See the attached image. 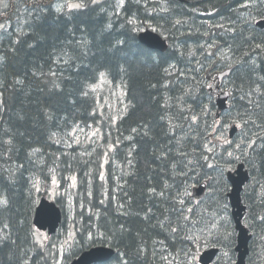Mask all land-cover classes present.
Segmentation results:
<instances>
[{"label":"trees","instance_id":"16d2710c","mask_svg":"<svg viewBox=\"0 0 264 264\" xmlns=\"http://www.w3.org/2000/svg\"><path fill=\"white\" fill-rule=\"evenodd\" d=\"M58 1L0 0V201H6L0 203V264H56L64 236L71 238L65 261L90 247L110 246L116 254L108 264H165L162 250L194 255L206 244L221 251L215 264H232L234 230L212 226L219 204H227V184L211 164L226 156L235 161L229 156L234 149L212 146L213 104L189 73L181 80L178 75L190 71L204 50L202 18L220 17L242 0H124L123 7L119 0H84L83 9L55 13ZM108 7L127 11L138 28H156L169 49L159 53L141 45L130 17L111 16ZM242 43L230 46L237 50ZM177 50L180 59L172 54ZM101 73L125 92L126 109L115 118L101 115L91 90ZM234 77L231 108L219 127L241 128L243 143L234 155L250 173L242 194L252 234L247 264H263L264 70H239ZM75 124L99 125L95 146L62 142ZM252 140L256 144L248 148ZM204 180L213 196L204 207H187L184 185ZM49 189L64 214L57 233L44 240L32 217ZM208 219L217 230L207 229L196 242L192 229Z\"/></svg>","mask_w":264,"mask_h":264},{"label":"flooded vegetation","instance_id":"af4514ba","mask_svg":"<svg viewBox=\"0 0 264 264\" xmlns=\"http://www.w3.org/2000/svg\"><path fill=\"white\" fill-rule=\"evenodd\" d=\"M213 16L208 14L202 18L208 29L204 35L206 43L202 45L204 50L200 53V58L197 57L189 64V68H192L190 71L178 75L181 80L189 73L191 76L189 81L204 89L212 101L214 98L210 97L209 90L216 84L217 72L232 68L231 73L222 80L220 87V91L229 89L232 93L230 86L235 78V72L252 69L256 74L264 70V27L257 25L258 21L264 20V0H242L235 6L233 4L228 6V10H223L220 17ZM230 43L242 44L237 50H233ZM257 44L261 47L257 48ZM172 54H176L180 59L179 50ZM236 144L242 145L241 142Z\"/></svg>","mask_w":264,"mask_h":264},{"label":"rangeland","instance_id":"374dc122","mask_svg":"<svg viewBox=\"0 0 264 264\" xmlns=\"http://www.w3.org/2000/svg\"><path fill=\"white\" fill-rule=\"evenodd\" d=\"M59 1H58V3L56 2L54 4L55 9H56L57 5H61V4L65 3V0H59ZM64 10H68V9L65 8ZM129 19L131 20V21H129V23L133 21L131 18H129ZM121 24H122V22H121ZM128 26H129V24H128ZM132 26H133V28H131V29L132 30L134 29L136 31L137 30H144L146 28V25H140L139 29H138V26L136 24V20L132 22ZM155 30H156V28H155ZM91 88H92L91 90L96 95V103H97L98 108L101 112V115L104 113L105 118L109 114H112L113 117L115 118L118 114L125 111L126 106H125V100H124V90H123L122 86L112 85V83L105 77V75H103V76H101V78H100L99 82L96 84V86H92ZM219 126L220 125H218V123L216 121H214L213 128L211 131V138H210L211 139L210 143L212 144V146H214L216 144L219 145L220 143L225 142L226 137H224V136H226V132L224 135L223 129H225V131H226L228 126L225 125V128H224V126H222V127H219ZM74 129H76L75 132L73 131ZM80 129H82V131H80ZM93 133H95V135H93ZM100 135H101V132L99 130V125L98 126L89 125L86 127V126H81V125L75 124L69 131H67L66 133L61 135V140L68 147L75 146V145L76 146L77 145L86 146L88 144L95 146L96 143L98 142V140L100 139ZM233 143H231V144H233ZM227 144H228V142H227ZM221 148L222 147H219V149H221ZM234 154H238L237 148L234 150ZM231 157L237 158V156H235V155H231ZM224 159H225V157L223 158V160ZM228 159H230V157H228ZM220 160H222V159H220ZM223 160L218 161V162L215 161V163L211 164L212 165L211 167L215 168L216 169L215 171L218 170V171L224 172L225 169H227V168H226V166H224L225 162ZM230 162H231V160H228V165H230ZM234 164L232 163L228 168L232 167ZM211 167H210V169H211ZM214 184H215L214 186H217L216 183H214ZM193 186H194L193 182H188L187 184L184 185L185 189H183V196H184V198L189 197L188 202L186 200L187 207L192 208V205H196L197 206L196 208H199L202 206L204 207L206 200H208V198H209L208 194L206 196H204L201 200L191 199L190 194H191V189ZM49 188H53V187H49ZM48 191H49V194L51 197H53L55 195V191H52L51 189H49ZM209 194H211V193H209ZM68 201H67V203H68ZM179 204L182 205L181 203H179ZM184 204L185 203L183 202V205ZM227 206H228V204L227 205L226 204L225 205L219 204V208L217 210L218 213L215 216L213 215V217H212V218H215L216 224H217V227H216V225L215 226L212 225L214 228H218L220 230H224L227 228V231L229 229L234 230L233 225H232V220H231V217L229 215ZM203 212H205V211H201V213H203ZM204 215L206 216L208 214L204 213ZM204 219H206V218L204 217ZM211 222H213V221H210V219H208V221L205 220L206 225H204L202 223V221H199L196 223L197 224V225H195L196 228L192 229V230H195L197 233L196 236L198 237V239L196 242L200 241L199 235H201L203 237H205L207 235V234H205V231L207 229H209L211 231L217 230V229H213V227H209L207 225L208 223L211 224ZM40 237L44 240H47V236L45 233H40ZM70 242H71V238L68 236H64L60 240V247H59L60 248V255L58 256L56 264H68L69 263L68 260L65 261V256L70 251V247H71ZM207 247L208 246H206V244H205L203 249H205ZM203 249H201V250H203ZM162 251H163V255H165V257L167 258V259H165V257H164L165 264H186L187 259L190 258L189 256L186 255V254H188L187 252H184L185 254L184 253L183 254H175L173 252H166L165 250H162ZM200 251L198 253H195L194 255L196 257H198V254L200 253ZM223 255L225 256V261H227L229 259L228 258L229 255L227 253H223ZM193 264H198L197 259L195 261H193Z\"/></svg>","mask_w":264,"mask_h":264},{"label":"water","instance_id":"95a60500","mask_svg":"<svg viewBox=\"0 0 264 264\" xmlns=\"http://www.w3.org/2000/svg\"><path fill=\"white\" fill-rule=\"evenodd\" d=\"M183 1V0H179ZM260 25H264V22H260ZM138 42L148 49L159 50L163 52L167 45L162 38L154 32L145 31L137 35ZM231 69L221 72L218 76L219 82L217 84V89L224 76L229 75ZM229 97V92L225 91L221 93L219 97L215 98L217 110L222 112L228 108L227 100ZM236 130L235 126H231L229 136L232 137ZM244 166L239 164L236 170L231 173H227V179L230 183L231 189L227 194V198L231 207L232 218L235 225V230L237 232L236 245L234 246V251L236 253L235 264H245V259L248 254L249 241L251 235L248 234L247 229H245L241 220L243 213L245 211V206L241 203L240 193L242 186L248 180V174L243 171ZM205 183L200 184L197 188H194L192 195L194 198H199L205 190ZM61 211L56 206L55 202L49 201L46 197H41L39 204L35 208L33 216V225L40 231H47L48 235H52L58 229L61 223ZM217 248H209L203 250L198 256L199 264H211L218 254ZM114 255V250L104 246L92 247L88 250L82 252L78 257L73 259L70 264H101L108 262Z\"/></svg>","mask_w":264,"mask_h":264},{"label":"snow or ice","instance_id":"6c2138e0","mask_svg":"<svg viewBox=\"0 0 264 264\" xmlns=\"http://www.w3.org/2000/svg\"><path fill=\"white\" fill-rule=\"evenodd\" d=\"M95 2V0H94ZM124 4V0H119V4L118 6L119 7H122ZM86 7V4L84 2V0H65V3L64 4H61V5H57L56 6V11L57 12H61L63 11L65 8L68 9L69 11L71 10H78V9H83ZM245 7H247V5H245ZM257 48H260L261 46L259 44L256 45ZM101 76H103V73H101ZM195 117H193V121L195 122ZM245 123H247V121H245ZM239 126V125H238ZM74 132L76 131V129L73 130ZM80 131H82V129H80ZM93 135H95V133H93ZM243 143V141H242ZM256 144V141L255 140H252L250 141L248 144H247V147L248 148H253V146ZM239 147V145L237 146ZM209 151H211V149H209ZM232 154L229 153V156H231ZM211 166V165H210ZM101 179H103V175H101ZM71 180L73 182L72 186H75V182H76V177L73 176L71 177ZM53 183H55V179H53ZM0 203H6V201H0ZM181 204H183V201L181 200L180 201ZM189 212L192 211V209H188ZM185 220L188 219L187 216L184 217ZM261 220H264V217H261L260 218ZM171 231L172 232H176L177 231V228L176 227H172L171 228ZM187 239H190V240H194L196 238L194 237H187ZM187 256H189L190 258L187 259L186 261V264H193V261H195L197 259V257L195 255H191V254H186ZM165 259H167L165 257Z\"/></svg>","mask_w":264,"mask_h":264},{"label":"bare ground","instance_id":"6f19581e","mask_svg":"<svg viewBox=\"0 0 264 264\" xmlns=\"http://www.w3.org/2000/svg\"><path fill=\"white\" fill-rule=\"evenodd\" d=\"M186 1V0H185ZM188 1V0H187ZM192 1V0H191ZM195 1V0H194ZM215 1V0H214ZM60 2V1H59ZM94 2V1H93ZM189 2V1H188ZM196 2V1H195ZM199 2H202V1H199ZM130 3H135L136 4V1L135 0H131V2ZM145 3V2H144ZM204 3H206V2H204ZM184 4V3H183ZM193 4V3H192ZM131 5V4H130ZM133 5V4H132ZM198 5V4H197ZM204 5V4H203ZM124 6V5H123ZM122 6V7H123ZM210 6V5H209ZM235 6V5H234ZM28 7V6H27ZM55 6H53V4H52V8H54ZM189 7V6H188ZM193 8H194V6H192ZM202 7V6H201ZM211 7V6H210ZM219 7V6H218ZM200 8V7H199ZM204 8V7H203ZM139 9V8H138ZM189 9V8H188ZM201 9V8H200ZM223 9V8H222ZM54 11H55V13L57 12L56 11V9H53ZM108 12V14H109V12L111 13V16H116V15H121V14H127L133 21L134 20H137L135 17H131L129 14H128V12L126 11L125 13H124V9L123 10H120V9H115V8H112V7H108L107 9H106ZM25 11V10H24ZM193 11H195V10H193ZM38 12V11H37ZM196 12V11H195ZM200 12V11H199ZM202 12V11H201ZM228 12V11H227ZM239 12V11H238ZM58 13H60V12H58ZM185 14V12H182V14ZM106 14V13H105ZM168 14V13H167ZM172 15V14H171ZM189 15V14H188ZM190 15H191V12H190ZM122 16V15H121ZM194 16V15H193ZM180 17V16H179ZM189 17V16H188ZM197 17V16H196ZM202 17V16H201ZM22 18V17H21ZM122 18V17H121ZM186 18V17H185ZM25 19V18H24ZM112 19H113V17H112ZM168 19V18H167ZM177 19V18H176ZM187 19V18H186ZM189 19V18H188ZM192 19V18H191ZM196 19V18H195ZM179 20V19H178ZM108 21V20H107ZM110 21V20H109ZM131 21V20H130ZM111 22V21H110ZM168 22V21H167ZM174 22V21H173ZM107 23V22H106ZM176 23V22H175ZM180 24V23H179ZM172 25V24H171ZM174 25V24H173ZM194 25V24H193ZM175 26V25H174ZM193 28H194V26H193ZM208 29V28H207ZM15 39V38H14ZM206 39V38H205ZM76 41V40H75ZM170 45H171V43H170ZM3 46V45H2ZM206 47V46H205ZM213 50V49H212ZM165 64V63H164ZM165 67V66H164ZM94 69V68H93ZM92 69V70H93ZM150 71V70H149ZM248 72V71H247ZM160 84V83H159ZM206 87V86H205ZM235 87V86H234ZM228 88V87H227ZM163 99V98H162ZM43 105V104H42ZM45 108V107H44ZM206 118V117H205ZM222 118V117H221ZM224 119V118H223ZM171 123V122H170ZM170 126V125H169ZM182 127V126H181ZM44 135V134H43ZM66 139V138H65ZM169 145V144H168ZM119 149V148H118ZM127 151H129V150H127ZM246 152V151H245ZM125 153V152H124ZM212 153V152H211ZM126 154V153H125ZM129 154V153H128ZM135 154V153H134ZM127 155V154H126ZM246 157V156H245ZM49 158V157H48ZM127 158V157H126ZM126 161V160H125ZM131 161V160H130ZM130 163V162H129ZM125 164V163H124ZM139 165V164H138ZM139 167V166H138ZM137 167V168H138ZM125 168V167H124ZM123 168V169H124ZM131 168V167H130ZM141 168H142V165H141ZM145 168V167H144ZM47 169V168H46ZM138 169H140V168H138ZM115 170V169H114ZM124 171H125V169H124ZM123 172V171H122ZM142 172V171H141ZM141 175V174H140ZM132 177V176H131ZM144 178V177H143ZM141 179V178H140ZM137 180H138V178H137ZM150 203V202H149ZM224 203V202H223ZM222 204V203H221ZM183 205V204H182ZM213 217V216H212ZM148 222V221H147ZM191 232V231H190ZM159 233V232H158ZM216 233V232H215ZM202 234V233H201ZM79 243V242H78ZM32 244V243H31ZM168 245V244H167ZM171 245V244H170ZM124 247V246H123ZM174 247V246H173ZM189 251V250H188ZM191 251V250H190ZM221 252V251H220ZM230 252V251H229ZM116 254V253H115ZM185 254V253H184ZM221 255V254H220ZM229 255V254H228ZM218 259V258H217ZM40 260V259H39ZM25 264V263H24Z\"/></svg>","mask_w":264,"mask_h":264}]
</instances>
